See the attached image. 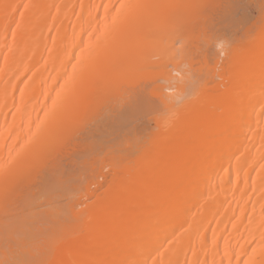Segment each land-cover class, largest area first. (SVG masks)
<instances>
[{"label": "bare ground", "instance_id": "obj_1", "mask_svg": "<svg viewBox=\"0 0 264 264\" xmlns=\"http://www.w3.org/2000/svg\"><path fill=\"white\" fill-rule=\"evenodd\" d=\"M0 264H264V0H0Z\"/></svg>", "mask_w": 264, "mask_h": 264}, {"label": "rangeland", "instance_id": "obj_2", "mask_svg": "<svg viewBox=\"0 0 264 264\" xmlns=\"http://www.w3.org/2000/svg\"><path fill=\"white\" fill-rule=\"evenodd\" d=\"M222 57V56H221Z\"/></svg>", "mask_w": 264, "mask_h": 264}]
</instances>
